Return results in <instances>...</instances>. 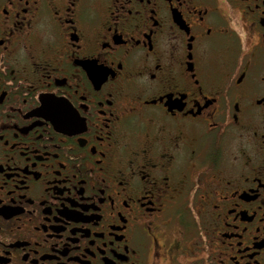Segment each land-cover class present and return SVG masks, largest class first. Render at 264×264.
I'll use <instances>...</instances> for the list:
<instances>
[{"label": "flooded vegetation", "instance_id": "1", "mask_svg": "<svg viewBox=\"0 0 264 264\" xmlns=\"http://www.w3.org/2000/svg\"><path fill=\"white\" fill-rule=\"evenodd\" d=\"M0 264H264V0H0Z\"/></svg>", "mask_w": 264, "mask_h": 264}]
</instances>
